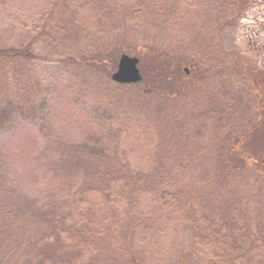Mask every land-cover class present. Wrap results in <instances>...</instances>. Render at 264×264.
Returning a JSON list of instances; mask_svg holds the SVG:
<instances>
[{
	"label": "trees",
	"instance_id": "trees-1",
	"mask_svg": "<svg viewBox=\"0 0 264 264\" xmlns=\"http://www.w3.org/2000/svg\"><path fill=\"white\" fill-rule=\"evenodd\" d=\"M11 1L0 0V9ZM42 2L32 21L15 19L24 38L14 45L0 44V129L16 115L44 120L52 89L41 83L33 64L46 58L40 49L59 38L60 26L75 21L66 37L74 29L79 51L89 54L94 70H103L101 98L94 96L95 115L81 132L76 152L87 154L91 163L101 162V167L92 168L83 183L71 177L36 188L35 202L32 194L26 203L14 181L0 174V264H151L155 250L150 239L161 221L207 209H217L220 215L209 224L207 242L200 234L187 247L192 258L201 247L205 264H264V204L261 209V201L243 205L245 196L264 191V100L255 99L264 98L262 64L256 66L262 71L250 75H240L235 65L227 64L216 33L219 27L203 4L204 23L194 25L195 10L185 16L188 0ZM141 28L152 32L144 40L150 47L140 51L124 41L125 48L115 47L111 59L136 52L143 80L114 82L109 68L118 64L106 61L113 48L110 39L131 40ZM186 67L198 79L191 89ZM140 84L145 86L137 90L141 101L152 100L142 92L151 93L167 114L152 107L146 118L138 119L108 108L117 95ZM214 84L219 85L215 94L207 89ZM188 98L195 103L192 115L179 108ZM192 123L206 129V142L195 136ZM122 134L132 144L126 150L119 146ZM174 134H179L176 139ZM201 168L204 183L195 187L192 177ZM76 169L79 166L73 174ZM211 184L214 195L199 191ZM199 198L206 199V206ZM113 237L117 244H111Z\"/></svg>",
	"mask_w": 264,
	"mask_h": 264
},
{
	"label": "rangeland",
	"instance_id": "rangeland-1",
	"mask_svg": "<svg viewBox=\"0 0 264 264\" xmlns=\"http://www.w3.org/2000/svg\"><path fill=\"white\" fill-rule=\"evenodd\" d=\"M188 4L190 10H185V16L191 17L194 9V25L204 23L205 14L200 15L202 4L211 9L216 22L215 26L221 27L220 32L219 28L216 30L221 51L226 54L227 64L236 66L238 74H253L258 62H263L262 66L264 67V0H188ZM42 6V0H12L9 7L0 9V44L14 45L21 41L24 37H22V30L15 19L32 21L42 10ZM223 9H227L228 13ZM75 24V21L63 23L59 29V38L54 43L43 47L44 51L40 49L42 54L46 53V58L33 64L41 83L52 89L49 111L44 116V120L35 121L16 115L4 129H0V174H4L14 181L16 187L19 188H17L19 193L23 196L22 199H26L25 203L31 199L29 197L32 194V201L35 202L36 192L34 190L36 188L71 177L75 182L83 183L92 168L101 167V162L91 163L85 159L87 154L84 155L82 151L76 152V148L82 142L81 132L89 126V121L95 115L94 107L97 104H95L94 96L101 98L100 81L103 80L101 72L103 70H94L89 63V54L79 51L78 35L74 29L70 30L66 37L68 29ZM191 34L192 32H190ZM150 35L152 32L141 28L137 30L134 37H131V40L124 36L113 37L109 41L113 48L109 51L106 61L112 60V64L114 62L118 64L121 53L117 57L114 55L112 59L111 55L115 47L119 46L118 50L125 48L127 44L124 41L133 43V48L138 46L140 51L146 50L150 45H146L144 40ZM83 38L79 37L80 41ZM103 39L105 43L108 40L106 37ZM126 53L138 56L134 51ZM81 54H86V57ZM141 56L145 60L146 55L142 53ZM116 69L117 66H111L109 68L110 75ZM211 71L217 72L218 68H212ZM184 77L190 82L188 87L191 89L197 75L190 71ZM129 87L132 89L123 91V95H117L114 98L113 106L108 108L114 112L124 111L127 115L138 119L146 118L145 116L149 115L152 107L157 112L168 113L165 110L166 106L158 104L159 99L154 100L153 98L156 97L151 93L141 91L144 96L152 97V100L141 101L137 90L143 89L144 85L140 84L138 88ZM218 87L214 84L213 86L209 85L207 89L213 93ZM255 99L256 101L264 100V98L256 96ZM193 105H195L194 99L188 98L184 105L183 103L179 105V108L180 110L187 109V112L190 111L192 115ZM102 122L105 125L108 123L104 117ZM191 125L197 131L195 136L199 141H205L206 129L202 131L198 129L197 124L192 123ZM178 135L174 134L172 137L176 139ZM208 138L209 134L207 133L206 139ZM193 141L194 139L191 141L194 145ZM127 145L132 144L127 140V136L122 134L119 146L122 150H126ZM118 151L121 152V150ZM118 156L123 155L118 154ZM126 158L131 159L127 154ZM77 166L79 169H76L77 172L73 174ZM203 172H205L204 169H198L197 175L192 177L191 183L195 187L196 185L202 187ZM237 187L240 191L241 186L237 185ZM214 189L215 186L211 184L205 185L204 190L199 189V191L205 196H211L215 194L213 193ZM263 194L264 191L255 190L245 196L243 205L245 207L255 206L261 201V205L257 207L261 209L264 198L262 200L260 196H264ZM214 199H216L215 196L212 200ZM144 201L146 202V200ZM199 202L202 206H206V199L199 198ZM115 213L117 212L115 211ZM219 215V210L207 209L197 215L191 213L188 218L174 217L175 219L172 221L167 219L161 221L156 228L155 237L152 236L150 239L153 250H155L154 261L151 264H178L180 260L193 262L192 264H205L201 247H197L194 258L191 256V250H187V247L190 243L195 242L200 234L205 237L203 241L207 242L208 234H211L209 224L214 216ZM111 239V244L118 243L117 238Z\"/></svg>",
	"mask_w": 264,
	"mask_h": 264
},
{
	"label": "water",
	"instance_id": "water-1",
	"mask_svg": "<svg viewBox=\"0 0 264 264\" xmlns=\"http://www.w3.org/2000/svg\"><path fill=\"white\" fill-rule=\"evenodd\" d=\"M137 57L123 54L120 58L118 69L113 73L112 79L120 83L138 82L142 76L138 68Z\"/></svg>",
	"mask_w": 264,
	"mask_h": 264
}]
</instances>
